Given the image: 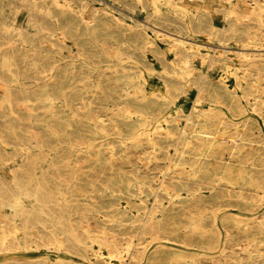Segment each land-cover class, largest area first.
Masks as SVG:
<instances>
[{
	"label": "rangeland",
	"instance_id": "374dc122",
	"mask_svg": "<svg viewBox=\"0 0 264 264\" xmlns=\"http://www.w3.org/2000/svg\"><path fill=\"white\" fill-rule=\"evenodd\" d=\"M0 264H264V0H0Z\"/></svg>",
	"mask_w": 264,
	"mask_h": 264
},
{
	"label": "bare ground",
	"instance_id": "6f19581e",
	"mask_svg": "<svg viewBox=\"0 0 264 264\" xmlns=\"http://www.w3.org/2000/svg\"><path fill=\"white\" fill-rule=\"evenodd\" d=\"M252 8V7H251Z\"/></svg>",
	"mask_w": 264,
	"mask_h": 264
}]
</instances>
